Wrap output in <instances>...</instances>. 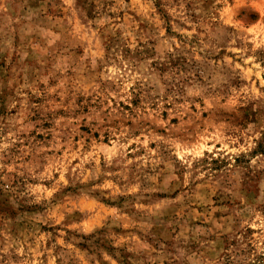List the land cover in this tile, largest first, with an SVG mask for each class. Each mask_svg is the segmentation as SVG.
I'll return each mask as SVG.
<instances>
[{"label": "rangeland", "instance_id": "374dc122", "mask_svg": "<svg viewBox=\"0 0 264 264\" xmlns=\"http://www.w3.org/2000/svg\"><path fill=\"white\" fill-rule=\"evenodd\" d=\"M0 264H264V0H0Z\"/></svg>", "mask_w": 264, "mask_h": 264}]
</instances>
